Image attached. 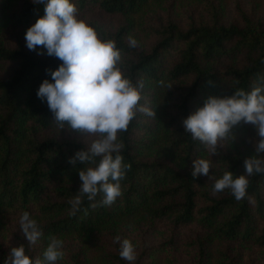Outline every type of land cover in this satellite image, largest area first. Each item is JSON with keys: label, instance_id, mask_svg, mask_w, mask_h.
Instances as JSON below:
<instances>
[{"label": "trees", "instance_id": "trees-1", "mask_svg": "<svg viewBox=\"0 0 264 264\" xmlns=\"http://www.w3.org/2000/svg\"><path fill=\"white\" fill-rule=\"evenodd\" d=\"M72 2L79 18L91 8L122 16L115 29L95 21L89 25L100 38L116 41L126 76L143 81L140 104L155 116L137 113L127 131L118 132L123 163L131 165L121 181L122 195L110 206L100 204L102 193L94 201L85 196L72 215L69 201L79 194V171L94 165L69 163L90 144L67 124L61 129L47 102L37 97L43 80L51 82L47 70L62 63L42 46L35 51L26 46L25 33L45 14L44 5L0 0V264L13 247L6 226L25 211L42 230L45 247L49 236L93 242L104 232L120 235L140 222H165L197 229L190 241L191 264H241L240 255L249 249L264 255V173L248 177L247 195L239 201L230 189L213 192L225 172L245 173L257 132L249 124L234 126L233 142L211 154L183 127L209 96H232L264 82V20L243 11L241 22L226 24V0ZM168 7H179L182 18L163 16ZM129 37L137 47H129ZM2 67L7 69L1 72ZM199 158L211 161L209 175L193 178V161ZM22 244L30 257H41L24 241L16 246ZM119 251L95 249L103 264H131Z\"/></svg>", "mask_w": 264, "mask_h": 264}, {"label": "clouds", "instance_id": "clouds-1", "mask_svg": "<svg viewBox=\"0 0 264 264\" xmlns=\"http://www.w3.org/2000/svg\"><path fill=\"white\" fill-rule=\"evenodd\" d=\"M34 2L44 5L45 14L27 29L26 46L32 51L42 46L48 56L62 62L54 71L47 70L51 82L43 80L37 97L47 102L61 129L67 124L82 135L97 137L86 150L81 149L69 158L72 165L77 160L94 165L79 171L82 184L79 194L69 201L71 214L79 211L85 196L88 201H94L102 193L100 204L110 206L122 195L121 181L131 167L123 163V144L118 142V132L127 131L137 113L155 116V111L140 104L143 81L134 83L126 76L116 41L100 38L92 26L78 17L72 0ZM128 41L129 47H137L134 38L129 37ZM241 123L256 128L259 139L254 144L255 154L244 160L243 175L225 172L213 186L214 193L230 189L238 201L247 195L248 177L264 173V82L251 91L236 90L232 96H209L202 107L183 120L185 132L204 144L211 154L217 153L221 141L234 139L232 129ZM210 168V160L195 159L191 175L208 176ZM19 224L29 244H35L43 236L27 211L21 215ZM115 240L120 244V257L135 261L133 243L119 236ZM49 241L42 258L30 257L22 244L11 248L4 264H57L64 257V242L56 236H49Z\"/></svg>", "mask_w": 264, "mask_h": 264}, {"label": "rangeland", "instance_id": "rangeland-1", "mask_svg": "<svg viewBox=\"0 0 264 264\" xmlns=\"http://www.w3.org/2000/svg\"><path fill=\"white\" fill-rule=\"evenodd\" d=\"M179 7L163 9L164 13L162 14H164L163 16L168 14L171 16L177 15L182 18L180 15H183V13L181 12L182 10H178ZM184 9L186 8L184 7ZM243 11L250 16L264 20V0H226L223 16L225 23L241 22ZM80 18L88 24L95 21L109 30L115 29L123 21L121 15L107 13L99 8H91L85 11ZM6 69L7 67H2L1 72ZM249 126L251 130L256 131L254 125L249 124ZM77 133L78 138H82L88 144L97 138ZM70 135L71 133H69ZM60 136H65V133L60 134ZM233 140H223L220 144L227 146ZM19 220L12 219L6 226L4 233L9 243L13 241V247H17L16 243L19 244V241L20 244L21 241L28 243L20 228ZM196 230L195 226L174 227L165 222H140L135 226L124 229L120 235L111 231L104 232L93 242L64 239L62 249L64 257L58 260V264H77V260L81 262L89 260L93 264H103L96 256L95 249L107 246L109 250L115 251L117 247H120L119 242L115 240L117 236L121 240L129 239L133 243L137 258L135 261L130 262L131 264H191L195 255V247L191 246L190 241L193 239ZM41 240L40 238L35 244H28L30 249L36 252L37 256L43 257L47 247L43 245ZM148 247L151 248L147 250ZM151 252H153V257L149 255ZM239 260L241 264H264V255L260 254L257 249H249L240 255Z\"/></svg>", "mask_w": 264, "mask_h": 264}]
</instances>
